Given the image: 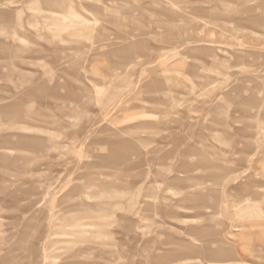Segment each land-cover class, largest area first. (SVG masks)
I'll return each mask as SVG.
<instances>
[{"label":"rangeland","instance_id":"1","mask_svg":"<svg viewBox=\"0 0 264 264\" xmlns=\"http://www.w3.org/2000/svg\"><path fill=\"white\" fill-rule=\"evenodd\" d=\"M0 264H264V0H0Z\"/></svg>","mask_w":264,"mask_h":264}]
</instances>
